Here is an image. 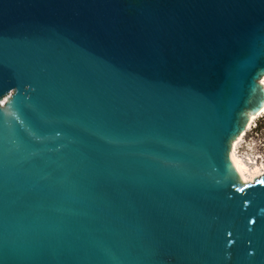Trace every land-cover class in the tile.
<instances>
[{
	"label": "water",
	"instance_id": "water-1",
	"mask_svg": "<svg viewBox=\"0 0 264 264\" xmlns=\"http://www.w3.org/2000/svg\"><path fill=\"white\" fill-rule=\"evenodd\" d=\"M264 0H0V264H264Z\"/></svg>",
	"mask_w": 264,
	"mask_h": 264
},
{
	"label": "bare ground",
	"instance_id": "bare-ground-1",
	"mask_svg": "<svg viewBox=\"0 0 264 264\" xmlns=\"http://www.w3.org/2000/svg\"><path fill=\"white\" fill-rule=\"evenodd\" d=\"M261 83L264 85V77L262 78ZM263 114L264 109L260 114L251 117L245 132L233 142L231 161L234 163L236 171L243 183H252L256 178L264 174V164H258V162L254 161L251 157L239 154L237 151L239 145L244 142L243 139L246 133L252 128L255 120L260 118Z\"/></svg>",
	"mask_w": 264,
	"mask_h": 264
},
{
	"label": "rangeland",
	"instance_id": "rangeland-1",
	"mask_svg": "<svg viewBox=\"0 0 264 264\" xmlns=\"http://www.w3.org/2000/svg\"><path fill=\"white\" fill-rule=\"evenodd\" d=\"M243 140L237 149L239 154L251 157L258 164H264V114L255 120Z\"/></svg>",
	"mask_w": 264,
	"mask_h": 264
}]
</instances>
